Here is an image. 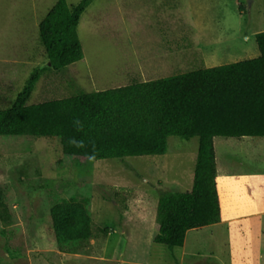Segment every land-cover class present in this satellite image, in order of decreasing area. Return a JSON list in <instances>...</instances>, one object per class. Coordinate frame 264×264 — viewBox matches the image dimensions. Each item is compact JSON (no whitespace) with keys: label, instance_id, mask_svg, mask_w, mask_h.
<instances>
[{"label":"rangeland","instance_id":"374dc122","mask_svg":"<svg viewBox=\"0 0 264 264\" xmlns=\"http://www.w3.org/2000/svg\"><path fill=\"white\" fill-rule=\"evenodd\" d=\"M57 2L0 0V109L36 69L28 104L260 55L264 0H94L77 29L83 59L55 70L39 26ZM199 144L172 136L165 154L96 160L58 137L0 135V264H264V137H216L224 220L182 247L154 241L159 200L192 189ZM57 205L83 210L87 239L57 231Z\"/></svg>","mask_w":264,"mask_h":264},{"label":"trees","instance_id":"16d2710c","mask_svg":"<svg viewBox=\"0 0 264 264\" xmlns=\"http://www.w3.org/2000/svg\"><path fill=\"white\" fill-rule=\"evenodd\" d=\"M94 0H58L41 21L40 37L51 66L83 59L81 16ZM260 55L144 82L28 104L44 69H36L15 104L0 109V135L58 137L65 153L90 159L161 155L169 138L200 139L191 190L159 200L156 243L182 247L187 232L224 220L215 138L264 137V31ZM57 231L87 239L80 208L52 210Z\"/></svg>","mask_w":264,"mask_h":264},{"label":"water","instance_id":"95a60500","mask_svg":"<svg viewBox=\"0 0 264 264\" xmlns=\"http://www.w3.org/2000/svg\"><path fill=\"white\" fill-rule=\"evenodd\" d=\"M50 65H51V63H50Z\"/></svg>","mask_w":264,"mask_h":264},{"label":"crops","instance_id":"0c3cea01","mask_svg":"<svg viewBox=\"0 0 264 264\" xmlns=\"http://www.w3.org/2000/svg\"><path fill=\"white\" fill-rule=\"evenodd\" d=\"M221 186V185H220Z\"/></svg>","mask_w":264,"mask_h":264}]
</instances>
